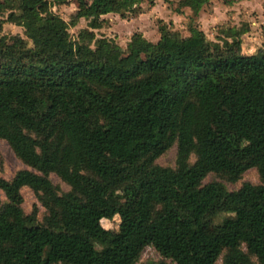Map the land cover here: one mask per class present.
<instances>
[{
    "label": "trees",
    "instance_id": "16d2710c",
    "mask_svg": "<svg viewBox=\"0 0 264 264\" xmlns=\"http://www.w3.org/2000/svg\"><path fill=\"white\" fill-rule=\"evenodd\" d=\"M68 1L70 22L52 10ZM143 1L0 0L25 35L0 21V140L27 167L0 176V264H136L146 246L162 259L144 264H264V48L241 52L247 25L207 39L194 18L210 0H178L193 14L187 37L160 24L157 41L136 31L122 55L88 30ZM79 18L88 31L72 38ZM174 144L175 166L159 165ZM252 168L258 184L203 183ZM116 215L126 226L101 225Z\"/></svg>",
    "mask_w": 264,
    "mask_h": 264
},
{
    "label": "rangeland",
    "instance_id": "374dc122",
    "mask_svg": "<svg viewBox=\"0 0 264 264\" xmlns=\"http://www.w3.org/2000/svg\"><path fill=\"white\" fill-rule=\"evenodd\" d=\"M231 3H226V0H210L204 6L200 13L194 18L195 23L203 30L207 39L216 41L223 35L221 30L228 26L242 27L247 25L249 30L241 36V52L243 54H254L259 48H264V34L262 33V25L264 19L260 17V12L264 10V0H231ZM178 0H144L140 6V13L126 15L121 18L118 14H106L103 16L104 24L101 28L90 30L86 26V20L79 18L75 26H69V33L72 38H76L80 30L93 31L96 36H106L113 41L115 49L122 55L126 51V44L131 35L138 31L145 35L150 41H157L160 33L158 26L166 24L170 29L178 32L181 37L189 35L188 23L193 15L189 9L178 13L175 11ZM232 7H235L234 9ZM52 10L62 17L65 21L70 22L78 15L77 5L74 1H68L64 4L55 5ZM14 11L12 6H0V21H2V33L6 36H11L16 39H23V28L5 20L8 14ZM88 29V30H87ZM0 154L2 156V164L0 166V176L10 179L14 173L20 169L27 168L14 155L8 144L4 140H0ZM176 144L164 152L156 162L164 167H174L176 161ZM190 161H194L192 155ZM50 179L56 186L62 190H67L68 187L56 175L51 174ZM211 181L221 182L228 190L237 189L243 182L259 183V178L256 169L247 170L235 183L228 182L220 178L215 173H209L203 180V183ZM23 196L22 208L28 214L35 205L38 209L37 217L39 221L44 214V208L40 205L34 193L28 187L21 188ZM2 200L5 197L0 192ZM228 214H220L215 220V223L220 222ZM117 217L119 219H117ZM127 219L114 216L112 219H102L101 225L110 231H116L119 227L126 226ZM207 231H213L214 228L209 226ZM162 259L161 255L152 247L146 246L136 264H144L147 261H158ZM169 262V260H167ZM220 260L218 261V264Z\"/></svg>",
    "mask_w": 264,
    "mask_h": 264
},
{
    "label": "crops",
    "instance_id": "0c3cea01",
    "mask_svg": "<svg viewBox=\"0 0 264 264\" xmlns=\"http://www.w3.org/2000/svg\"><path fill=\"white\" fill-rule=\"evenodd\" d=\"M227 2L226 3H231L232 1L231 0H226ZM234 9L235 7H232L231 6V9ZM185 9H189V8H187V7H185V8H182V12L185 10ZM189 11H191L190 9H189ZM263 12H264V10H262V12H260V17H262L263 19H264V17H263ZM200 13V12H199ZM110 14V13H109ZM103 17V16H102ZM261 25H263V22H261ZM143 35V34H142ZM144 37H145V35H143ZM146 38V37H145ZM159 39V38H158ZM152 42H155V41H152Z\"/></svg>",
    "mask_w": 264,
    "mask_h": 264
},
{
    "label": "clouds",
    "instance_id": "9594fccd",
    "mask_svg": "<svg viewBox=\"0 0 264 264\" xmlns=\"http://www.w3.org/2000/svg\"><path fill=\"white\" fill-rule=\"evenodd\" d=\"M117 219H119V218L117 217Z\"/></svg>",
    "mask_w": 264,
    "mask_h": 264
}]
</instances>
